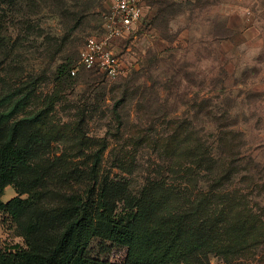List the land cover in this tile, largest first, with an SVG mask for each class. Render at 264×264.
I'll return each instance as SVG.
<instances>
[{"label": "rangeland", "instance_id": "rangeland-1", "mask_svg": "<svg viewBox=\"0 0 264 264\" xmlns=\"http://www.w3.org/2000/svg\"><path fill=\"white\" fill-rule=\"evenodd\" d=\"M162 1L145 0L138 24L114 41L124 69L115 79L84 67L76 75L58 71L61 64L77 66L86 40L104 34L112 0H80L87 10L76 22L53 13L51 0L39 9L32 4L28 14L18 8L13 16L6 7L0 93L33 92L17 119L46 113L35 127L22 129L21 139L32 130L45 137L32 167L18 175L39 190L40 200L20 219L0 211L1 246L23 245L22 218L84 187L102 140L109 145L100 174L125 179L134 193L149 178L182 184L193 157L183 156L179 139L168 141L178 126L187 128L188 145H196L200 132L207 147L217 138L215 128H224L242 147L247 167L264 175V0H177L183 9L168 24ZM233 15L243 16L248 28L227 26ZM18 195L11 184L2 200ZM247 261L264 264V248Z\"/></svg>", "mask_w": 264, "mask_h": 264}, {"label": "trees", "instance_id": "trees-1", "mask_svg": "<svg viewBox=\"0 0 264 264\" xmlns=\"http://www.w3.org/2000/svg\"><path fill=\"white\" fill-rule=\"evenodd\" d=\"M79 1L51 0L53 13L71 15L76 22L87 10L80 9ZM41 2L0 0V23L6 7L15 16L18 8L28 14L32 4L39 9ZM162 3L168 24L182 3ZM2 28L0 24V54L7 44ZM72 65L61 64L58 71L72 74ZM20 90L0 93V211L17 219L40 200L39 190L18 175L32 167L45 137L32 130L21 139L22 129L35 127L46 113L39 110L17 119L33 93L21 96ZM186 129L178 126L168 140L179 139L183 156L193 157L192 167L185 164L182 184L149 178L134 193L125 179L102 176L109 145L102 140L82 176L84 187L63 194L60 204L22 218L24 244L0 245V264H212L214 257L221 259L219 264L249 263L264 248V175L247 167L242 147L234 145L224 128H215L217 138L209 147L200 132L196 145H188ZM11 184L19 195L5 202L2 195ZM23 193L32 198H21Z\"/></svg>", "mask_w": 264, "mask_h": 264}, {"label": "built area", "instance_id": "built-area-1", "mask_svg": "<svg viewBox=\"0 0 264 264\" xmlns=\"http://www.w3.org/2000/svg\"><path fill=\"white\" fill-rule=\"evenodd\" d=\"M145 0H112V11L106 16L105 32L100 36H90L80 50L77 66L98 69L108 77L115 79L124 74L120 57L113 48L116 39L133 29L143 16Z\"/></svg>", "mask_w": 264, "mask_h": 264}, {"label": "crops", "instance_id": "crops-1", "mask_svg": "<svg viewBox=\"0 0 264 264\" xmlns=\"http://www.w3.org/2000/svg\"><path fill=\"white\" fill-rule=\"evenodd\" d=\"M235 17V18H234ZM228 24L231 28L234 29H244V28H248V22H246V20L243 18V16L240 15H233L232 16V20H228Z\"/></svg>", "mask_w": 264, "mask_h": 264}]
</instances>
